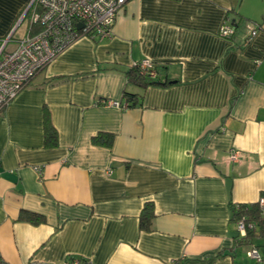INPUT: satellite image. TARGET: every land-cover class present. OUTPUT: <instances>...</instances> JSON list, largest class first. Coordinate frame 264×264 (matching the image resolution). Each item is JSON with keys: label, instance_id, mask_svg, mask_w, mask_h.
Masks as SVG:
<instances>
[{"label": "crops", "instance_id": "0c3cea01", "mask_svg": "<svg viewBox=\"0 0 264 264\" xmlns=\"http://www.w3.org/2000/svg\"><path fill=\"white\" fill-rule=\"evenodd\" d=\"M31 1L0 0V51L29 33ZM142 60L170 84L129 82ZM125 90L142 106H104ZM262 194L264 0H131L109 35L77 39L0 111V264H246L231 205Z\"/></svg>", "mask_w": 264, "mask_h": 264}, {"label": "built area", "instance_id": "2783aa9c", "mask_svg": "<svg viewBox=\"0 0 264 264\" xmlns=\"http://www.w3.org/2000/svg\"><path fill=\"white\" fill-rule=\"evenodd\" d=\"M126 0H32L29 24L35 33L26 36L13 51H0V111L27 86L57 56L80 37H104L110 34L117 12ZM79 27H82L79 29ZM233 29L223 24L221 34L226 37ZM256 35L250 33L249 40ZM140 73L149 78L156 76L154 65L148 60L133 63ZM104 106L124 110L126 103L108 101ZM233 156L231 159H235ZM34 170L41 174L40 167ZM259 208L264 215V198L259 200ZM237 233L245 236L246 227L242 220L236 224ZM257 264L261 257L255 248L247 252ZM62 264H83L73 259Z\"/></svg>", "mask_w": 264, "mask_h": 264}, {"label": "trees", "instance_id": "16d2710c", "mask_svg": "<svg viewBox=\"0 0 264 264\" xmlns=\"http://www.w3.org/2000/svg\"><path fill=\"white\" fill-rule=\"evenodd\" d=\"M129 1L126 0L122 5L124 7ZM29 16V12L26 17ZM30 34L36 32V28L34 25H29ZM88 38H95L92 35H86ZM101 38V37H97ZM156 76L154 78H149L148 76H144L140 73L138 66H131L128 71H126V77L129 82H133L139 88L144 89L149 86H161L167 87L170 83L169 81H161L158 78L157 70ZM141 99L142 96L138 94H133L128 91H124L122 95V103L127 104V109H133L137 107H141ZM43 132H44V147L45 148H54L57 145V133L53 126L51 125L50 118L48 116L47 111L44 113L43 117ZM113 142V136L110 134L99 133L92 138L93 144H103L107 147H111ZM264 198V194L261 195L260 199ZM259 199V200H260ZM259 200L253 204H232V222L236 226L237 222L242 220L246 227L245 236H240L238 233L235 235V243L236 247H248L255 248L258 251V246L255 247L253 245V241L260 239L264 240V215H262L261 210L259 208ZM153 210L151 204H147L139 217V227L143 231H149L151 222L153 220ZM19 220L29 222L33 225H38L44 222V217L22 210L19 214ZM236 228V227H235ZM260 255V254H259ZM261 257V256H260ZM262 260V257H261ZM262 263V261H261Z\"/></svg>", "mask_w": 264, "mask_h": 264}, {"label": "rangeland", "instance_id": "374dc122", "mask_svg": "<svg viewBox=\"0 0 264 264\" xmlns=\"http://www.w3.org/2000/svg\"><path fill=\"white\" fill-rule=\"evenodd\" d=\"M28 12H29V18H30L31 9H29ZM28 12H27V13H28ZM29 18H28V21H29ZM29 25H30V24H29ZM29 34H30V32H29V33L27 32V35H26V36H29ZM26 36H25V37H26ZM25 37H24V38H25ZM24 38H23V39H24ZM23 39H22V40H23ZM22 40H21V41H22ZM21 41H20V42H21ZM20 42H19V43H20ZM256 241H258V242H256V244H259L258 246H260V247L258 248V251L260 250L261 253L264 254V247H261V246H264V241H262V240H260V239H257ZM248 250H249V249H245V250H243L244 253H245L246 264H257L255 261L251 260V259L248 257V255H247V253H246ZM258 253H259V252H258ZM261 253H259V254H261ZM260 264H264V259H262V263H260Z\"/></svg>", "mask_w": 264, "mask_h": 264}, {"label": "water", "instance_id": "95a60500", "mask_svg": "<svg viewBox=\"0 0 264 264\" xmlns=\"http://www.w3.org/2000/svg\"><path fill=\"white\" fill-rule=\"evenodd\" d=\"M82 27H79V29H81Z\"/></svg>", "mask_w": 264, "mask_h": 264}]
</instances>
